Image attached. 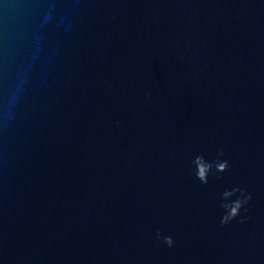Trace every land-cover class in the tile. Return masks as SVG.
<instances>
[{"label":"water","instance_id":"1","mask_svg":"<svg viewBox=\"0 0 264 264\" xmlns=\"http://www.w3.org/2000/svg\"><path fill=\"white\" fill-rule=\"evenodd\" d=\"M0 264H264V0H0Z\"/></svg>","mask_w":264,"mask_h":264},{"label":"clouds","instance_id":"2","mask_svg":"<svg viewBox=\"0 0 264 264\" xmlns=\"http://www.w3.org/2000/svg\"><path fill=\"white\" fill-rule=\"evenodd\" d=\"M223 167V166H222ZM246 201H242V202H236L235 203V206L234 207H231V214L229 215V214H227V215H225L224 216V218L222 219V221H221V223H225L227 220H229L231 217H234L235 215H236V213H237V210L241 207V205L243 204V203H245ZM227 207V209L230 207V206H226ZM165 241H166V243H167V245L169 246V247H171L172 246V244H173V241H172V238L171 237H166L165 238Z\"/></svg>","mask_w":264,"mask_h":264}]
</instances>
